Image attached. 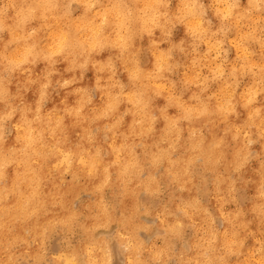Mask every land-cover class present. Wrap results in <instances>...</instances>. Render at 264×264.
I'll use <instances>...</instances> for the list:
<instances>
[{"label":"clouds","instance_id":"clouds-1","mask_svg":"<svg viewBox=\"0 0 264 264\" xmlns=\"http://www.w3.org/2000/svg\"><path fill=\"white\" fill-rule=\"evenodd\" d=\"M0 264H264V0H0Z\"/></svg>","mask_w":264,"mask_h":264},{"label":"bare ground","instance_id":"bare-ground-1","mask_svg":"<svg viewBox=\"0 0 264 264\" xmlns=\"http://www.w3.org/2000/svg\"><path fill=\"white\" fill-rule=\"evenodd\" d=\"M90 74V76H91V73H89ZM90 82H91V80H90ZM86 83H88V81L86 80ZM29 99H31V96H29ZM158 103H163L162 101H159Z\"/></svg>","mask_w":264,"mask_h":264},{"label":"rangeland","instance_id":"rangeland-1","mask_svg":"<svg viewBox=\"0 0 264 264\" xmlns=\"http://www.w3.org/2000/svg\"><path fill=\"white\" fill-rule=\"evenodd\" d=\"M88 76H89V78H88V83L90 84L91 82H90V80H91V76H90V74H88Z\"/></svg>","mask_w":264,"mask_h":264}]
</instances>
